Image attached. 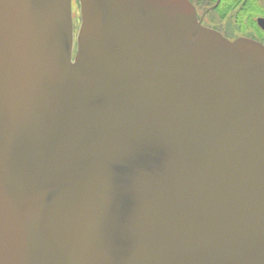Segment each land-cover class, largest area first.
Segmentation results:
<instances>
[{
    "label": "water",
    "instance_id": "95a60500",
    "mask_svg": "<svg viewBox=\"0 0 264 264\" xmlns=\"http://www.w3.org/2000/svg\"><path fill=\"white\" fill-rule=\"evenodd\" d=\"M78 1L0 0V264H264V46Z\"/></svg>",
    "mask_w": 264,
    "mask_h": 264
},
{
    "label": "flooded vegetation",
    "instance_id": "af4514ba",
    "mask_svg": "<svg viewBox=\"0 0 264 264\" xmlns=\"http://www.w3.org/2000/svg\"><path fill=\"white\" fill-rule=\"evenodd\" d=\"M189 1L204 28L229 42L247 39L264 46V0Z\"/></svg>",
    "mask_w": 264,
    "mask_h": 264
},
{
    "label": "rangeland",
    "instance_id": "374dc122",
    "mask_svg": "<svg viewBox=\"0 0 264 264\" xmlns=\"http://www.w3.org/2000/svg\"><path fill=\"white\" fill-rule=\"evenodd\" d=\"M73 21H74V50H76V37L81 25L80 10L78 4H76V0H74L73 2Z\"/></svg>",
    "mask_w": 264,
    "mask_h": 264
}]
</instances>
